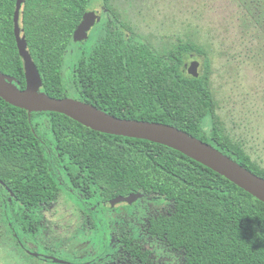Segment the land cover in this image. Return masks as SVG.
Here are the masks:
<instances>
[{
    "label": "trees",
    "instance_id": "obj_1",
    "mask_svg": "<svg viewBox=\"0 0 264 264\" xmlns=\"http://www.w3.org/2000/svg\"><path fill=\"white\" fill-rule=\"evenodd\" d=\"M112 1L102 0L108 21L101 41L71 67L72 98L118 118L172 125L264 178V168L224 132L215 114L210 63L203 48L179 40L157 50L120 21ZM90 2L21 3L40 91L51 97H69L65 53ZM240 2L264 29V0ZM17 3L0 0V71L23 89V61L13 33ZM191 54L203 57L197 77L184 69ZM42 116L48 122L45 130L40 129ZM57 170L72 193L89 205L104 207L131 193L168 204L167 212L146 220L144 233L178 253L182 264H264V203L223 176L167 146L100 133L57 112L28 113L0 98V185L34 212L59 196ZM31 227L34 231L36 224ZM120 243L133 264L148 263V249L128 236Z\"/></svg>",
    "mask_w": 264,
    "mask_h": 264
},
{
    "label": "rangeland",
    "instance_id": "obj_2",
    "mask_svg": "<svg viewBox=\"0 0 264 264\" xmlns=\"http://www.w3.org/2000/svg\"><path fill=\"white\" fill-rule=\"evenodd\" d=\"M112 8L123 24L159 51L177 45L179 40L203 48L210 63L215 114L224 132L264 168V29L251 19L240 0H113ZM92 11L99 17L87 39L72 40L65 53L63 75L69 98L74 93L70 78L73 63L101 41L108 21L102 0H91L87 12ZM192 60L199 62L201 73L203 57L188 55L184 64ZM39 122L41 130L47 129L46 117H40ZM55 175L61 191L54 202L38 211L36 237L40 244L73 255L75 264L95 253L100 254L99 259L88 264H109L118 255L117 238L127 235L151 252L149 264H182L178 253L143 232L147 218L167 212L168 204L142 196L133 205L120 202L111 208L89 207L69 190L60 171ZM19 250L7 249L3 254L2 249L1 264H24ZM32 252H37L35 246ZM33 264L53 262L34 259Z\"/></svg>",
    "mask_w": 264,
    "mask_h": 264
},
{
    "label": "water",
    "instance_id": "obj_3",
    "mask_svg": "<svg viewBox=\"0 0 264 264\" xmlns=\"http://www.w3.org/2000/svg\"><path fill=\"white\" fill-rule=\"evenodd\" d=\"M23 0H18L13 16V33L18 54L23 61L25 87L20 89L14 78L0 71V98L6 103L30 112H57L79 124L105 134L147 140L167 146L223 176L257 200L264 203V178L252 173L212 145L199 140L172 125L144 120L118 118L101 109L73 98H54L40 91V74L34 64L23 27ZM97 11L87 12L76 26L73 41L84 42L90 28L98 19ZM189 75H199V62L184 64ZM142 197L141 193L118 196L107 205L125 202L132 204Z\"/></svg>",
    "mask_w": 264,
    "mask_h": 264
},
{
    "label": "flooded vegetation",
    "instance_id": "obj_4",
    "mask_svg": "<svg viewBox=\"0 0 264 264\" xmlns=\"http://www.w3.org/2000/svg\"><path fill=\"white\" fill-rule=\"evenodd\" d=\"M81 202L85 203L89 207L91 206L84 201ZM77 203L79 204V201ZM107 204L108 203L104 205L105 208H111ZM79 206L81 205L79 204ZM41 209L42 207H39L35 209L34 212H32V209L30 207L26 205L18 204L16 202L13 192L10 191L7 187L0 185V264H1L2 249H3V254L4 253L6 254L7 249H9V252H11L12 250H15L16 247H19L20 249L19 258L23 261L24 264H33L34 259L37 262L42 260H48L50 262H53V264L76 263L75 262L76 259L73 258V255H69L61 251H56L54 249L49 250L48 246L42 245L38 241L36 237L37 232L39 230L38 211ZM34 224H36V228L33 231L31 226H33ZM143 232H144V227H143ZM124 236L127 235H122L120 238H117V241L119 243L118 255L115 257V260L109 262V264H133V262L129 260L126 253L123 252L122 245L120 243L121 238ZM128 237L131 238V236ZM131 239L135 240L136 242H138L140 245L143 246V244H141L138 240L134 238ZM32 246H35L37 248V252L35 253L32 252ZM97 254L100 255L99 253H95L92 256L84 258L83 260L82 259H80V261L77 260V264L80 263L88 264L90 263L91 260L99 259L98 258L99 256ZM150 256H151V252L149 251V257H148L149 260L147 264L150 263ZM9 257L11 258V256Z\"/></svg>",
    "mask_w": 264,
    "mask_h": 264
}]
</instances>
